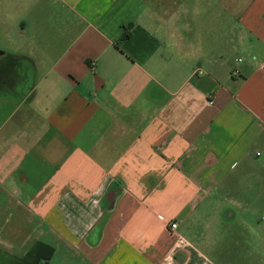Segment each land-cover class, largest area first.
Returning <instances> with one entry per match:
<instances>
[{"label": "crops", "instance_id": "crops-1", "mask_svg": "<svg viewBox=\"0 0 264 264\" xmlns=\"http://www.w3.org/2000/svg\"><path fill=\"white\" fill-rule=\"evenodd\" d=\"M18 28L0 264H264V0H0Z\"/></svg>", "mask_w": 264, "mask_h": 264}, {"label": "rangeland", "instance_id": "rangeland-1", "mask_svg": "<svg viewBox=\"0 0 264 264\" xmlns=\"http://www.w3.org/2000/svg\"><path fill=\"white\" fill-rule=\"evenodd\" d=\"M21 18H28V17L22 15ZM18 30L19 33L16 31L11 33L4 31V33H1L0 47L11 52L30 51L31 52L30 56L34 59L35 63L37 64V67L40 68V38L35 39L33 41L26 34H23L20 28H18ZM12 62H13L12 64L13 68H16L19 61L12 58ZM10 77L13 78L11 75ZM11 78L8 80L9 82H11L12 80ZM5 85L6 87L3 92V97L4 96L6 97L0 98V119H5L4 117L8 116L10 110H12L15 107V105L18 104L19 101L21 100V95L19 92L23 93L28 86L26 82L20 84L21 88L18 89H15V87H13L12 84L9 83Z\"/></svg>", "mask_w": 264, "mask_h": 264}, {"label": "flooded vegetation", "instance_id": "flooded-vegetation-1", "mask_svg": "<svg viewBox=\"0 0 264 264\" xmlns=\"http://www.w3.org/2000/svg\"><path fill=\"white\" fill-rule=\"evenodd\" d=\"M13 62L8 59H3L0 55V98L3 97V92L6 87L5 84H12L15 89L21 88L20 84H23L26 77L27 65L24 63H18L16 68H13ZM10 75L13 77L11 78ZM12 79L9 82V79Z\"/></svg>", "mask_w": 264, "mask_h": 264}, {"label": "water", "instance_id": "water-1", "mask_svg": "<svg viewBox=\"0 0 264 264\" xmlns=\"http://www.w3.org/2000/svg\"><path fill=\"white\" fill-rule=\"evenodd\" d=\"M12 58H14L15 60L19 61V63H24V64L27 65V72H26V77H25V81L24 82H26L28 84V86H27L26 90L23 93L19 92L21 97H24L27 94V92H28L29 88L31 87V85L34 83L35 72H34V69H33V65L28 60H20V58H16L14 56ZM12 58H7V59L12 62Z\"/></svg>", "mask_w": 264, "mask_h": 264}, {"label": "built area", "instance_id": "built-area-1", "mask_svg": "<svg viewBox=\"0 0 264 264\" xmlns=\"http://www.w3.org/2000/svg\"><path fill=\"white\" fill-rule=\"evenodd\" d=\"M235 72L237 73L238 70H236ZM171 226H172V228H176V227H177V223H176V222H173V223L171 224Z\"/></svg>", "mask_w": 264, "mask_h": 264}]
</instances>
